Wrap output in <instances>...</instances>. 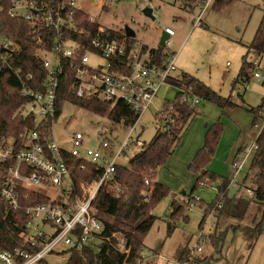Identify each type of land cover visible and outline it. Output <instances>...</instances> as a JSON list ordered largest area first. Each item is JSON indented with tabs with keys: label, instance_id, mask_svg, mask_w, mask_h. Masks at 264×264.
Returning a JSON list of instances; mask_svg holds the SVG:
<instances>
[{
	"label": "built area",
	"instance_id": "built-area-1",
	"mask_svg": "<svg viewBox=\"0 0 264 264\" xmlns=\"http://www.w3.org/2000/svg\"><path fill=\"white\" fill-rule=\"evenodd\" d=\"M85 1H12L9 17L22 19L36 35L34 56L44 70L42 81H38L32 73L25 74L21 69L1 61L4 54L15 52L17 44L13 39L0 35V62L17 79L18 93L24 101L19 113L38 119L35 129L26 130L17 138L0 135V198L10 210L22 211L26 218L14 237V245L8 250L0 248V264H54V257L64 253L58 252V248L80 253L85 247H93L99 241L109 242L110 238H114L120 253L128 254L125 239L120 233H113L110 238L102 236L103 225L92 213L91 206L103 186L115 194L120 193V187L112 182L114 173L117 166L121 165L120 159L125 157L129 149V140L135 132L140 114L148 110L162 87H174L169 81L175 79L171 75L175 71L174 57L164 55L161 64L157 65L153 62L150 50L134 38L127 37L124 30L107 29L93 21L77 6ZM217 1L199 0L201 12L197 22ZM79 13L86 15L85 21L78 17ZM48 33L52 37L49 49L46 48ZM163 33L167 36L165 48L170 46L174 31L165 27ZM247 65L249 78L264 89V59L253 56ZM62 84H67V91L77 99L111 105L120 102L131 110L135 120L126 123L121 118L115 124L120 130L128 131L118 149L114 148L116 138H104L98 149L87 148L83 145V135L80 133L72 137L70 151L56 145L52 127L60 116H56V99ZM175 89L183 96L180 98L181 103L188 104L192 94ZM262 99L264 101V97ZM198 103V98L193 95L192 104L196 106ZM171 109L172 106L168 110ZM158 120L164 127L165 122ZM261 123V126L253 124V136L243 146L241 158L233 160L230 165V187L235 186L238 193L244 191L248 198L252 197V192L241 185L239 175L252 152L257 149L256 139L264 126V117ZM134 140V147L139 152L145 143L138 140L137 136ZM69 158L81 163L90 162L94 167L97 178L88 186L85 199L74 194ZM83 170V166L80 167V171ZM206 185L205 182L199 184L201 187ZM38 188L56 190L69 200L60 196L52 200L40 193ZM31 192L43 195L49 201L24 205L28 201L27 194ZM198 202V197H189L184 204L190 210ZM216 207L221 208V203L218 202ZM36 222L50 227L52 232L39 229ZM196 251L200 252L201 248L197 247ZM140 257L139 263H154V258L160 256L150 253L146 257L142 250ZM60 258L64 259L62 256ZM178 264L188 263L178 261Z\"/></svg>",
	"mask_w": 264,
	"mask_h": 264
},
{
	"label": "rangeland",
	"instance_id": "rangeland-1",
	"mask_svg": "<svg viewBox=\"0 0 264 264\" xmlns=\"http://www.w3.org/2000/svg\"><path fill=\"white\" fill-rule=\"evenodd\" d=\"M213 5L198 22L201 8L191 7L188 0H86L77 5L104 28L120 31L129 27L135 33L134 39L148 50L158 47L165 27L171 28L174 36L170 39V46L163 48L166 57H174L175 71L171 75L175 78L182 73L188 74L219 96L225 99L230 97V101L236 105L225 110L197 96L199 104L194 106L193 95L189 96L188 106L195 114L183 130L172 154L152 178L168 188L169 194L151 211L155 222L143 239V251L146 257L150 253H157L160 257H155L154 263L136 261L135 264H178V261L188 264H264V230L257 236L252 234L259 214L251 212L244 220L209 214L203 220L205 210L217 201L218 183L214 181L193 189L196 175L189 169L203 146L206 130L219 120L223 129L217 146L221 137L222 140L205 170L225 177L234 152L239 153L238 158H241L243 146L253 136L254 118L250 109L260 106L264 97V89L252 79L245 84H234L247 46L261 22L264 0H233L220 9H213ZM145 8L152 10L153 20L143 14ZM252 60L253 55L250 54L246 61ZM182 97L174 87H162L158 97L136 121L129 149L120 159L121 165L127 166L129 159L136 154V136L147 144L159 128L164 130L156 118L158 112ZM263 117L264 113L261 112L254 124L261 126ZM35 121L38 123V119ZM127 132L111 123L106 115L98 116L69 103L62 105L61 114L52 127L54 142L65 151L71 150L72 137L76 133L83 135L82 142L87 148L98 149L104 138H116L114 148L118 149ZM248 165H245L239 179L246 173ZM37 190L52 200L59 196L69 200L66 195L53 189ZM239 193L242 194V190ZM189 197L200 200L190 210L184 204ZM173 204L182 206V209L171 217ZM105 220L112 222L110 218ZM169 224L174 226L170 235ZM36 225L44 232H52L50 227L40 222H36ZM212 237L219 240L217 247L212 245ZM96 247L94 253L98 251ZM197 247L201 248L200 252L196 251ZM57 251L64 252L61 255L64 259L54 257L53 263L67 264L68 254L65 252L68 249L58 248Z\"/></svg>",
	"mask_w": 264,
	"mask_h": 264
},
{
	"label": "trees",
	"instance_id": "trees-1",
	"mask_svg": "<svg viewBox=\"0 0 264 264\" xmlns=\"http://www.w3.org/2000/svg\"><path fill=\"white\" fill-rule=\"evenodd\" d=\"M13 0H0V35L8 39H13L17 47L11 55H3L2 62L9 63L15 69H21L25 74L32 73L38 81L44 79L42 64L34 56L37 48L36 35L31 32L28 24L22 19H12L9 17V10ZM193 6H199V0H188ZM233 0H218L213 9H220L231 3ZM82 21L86 20L85 14H78ZM44 33V32H42ZM46 48L49 49L52 37L48 33ZM131 42L134 39H129ZM153 62L160 65L164 58V49L156 47L150 50ZM252 54L264 59V7L261 22L257 28L255 36L247 46L246 55L242 58L240 71L234 84H245L250 79L247 70V57ZM170 83L178 89H183L194 96H199L203 100L209 101L219 108H235L236 105L230 101V97L223 98L198 79L182 73L180 78L170 79ZM67 84H62L61 91L56 99V116L61 114V107L64 103H69L89 113L103 116L114 125L120 119L126 123L135 120L131 110L122 103L111 105L109 103L95 100H83L73 97L67 91ZM19 83L17 79L0 62V135L2 137L17 138L26 130L35 129L37 123L34 118L22 116L19 113L24 101L18 93ZM181 94V93H180ZM169 111L168 106H164L158 112L157 119L165 122L163 131L159 130L149 143H145L143 148L129 159L127 166L118 165L113 176V184L120 187V193L115 194L106 186L100 188L96 198L92 203V213L103 225L102 236L111 237L113 233H120L126 242L128 254H122L116 247L114 238L109 242L99 241L93 247H85L82 252L76 253L66 251L68 254L67 264H135L140 260V252L144 250L143 239L149 232L155 217L151 211L168 194L169 190L161 183L154 181L158 168L163 166L167 158L172 154L174 147L178 143L183 130L193 118L195 111L188 104H183L179 100L174 103ZM264 110V101L256 108H251L253 123L256 117ZM223 125L217 120L204 136L202 148L198 150L193 158L189 169L194 174H200L195 180V187H199L201 182H217V201L208 206L205 210L204 218L209 214L224 215L238 220L246 219L251 212L259 214V219L255 223L253 236L259 235L264 230V126L257 139V149L252 152L247 160V173L241 185L252 192V197L229 198V188L231 173L227 177H218L214 174L203 172L211 160L216 150V146L222 133ZM72 166V178L74 188L79 198L87 197V188L93 179L97 178L94 167L90 162L77 161L69 158ZM84 168L80 171V167ZM147 180V184H145ZM28 201L24 205L47 203V197L31 192L27 194ZM217 202L221 203V208H217ZM171 217L181 212L182 206L172 205ZM185 208V207H184ZM179 212V213H178ZM110 218L112 222L105 219ZM173 219V218H172ZM202 220V221H203ZM26 218L22 211H12L0 198V248L10 249L14 245V237L19 233ZM174 226H168V235L173 232ZM212 245L217 247L219 240L211 238ZM221 240V239H220ZM97 245V247H96ZM97 253H94V248ZM147 264V263H146ZM149 264V263H148Z\"/></svg>",
	"mask_w": 264,
	"mask_h": 264
},
{
	"label": "water",
	"instance_id": "water-1",
	"mask_svg": "<svg viewBox=\"0 0 264 264\" xmlns=\"http://www.w3.org/2000/svg\"><path fill=\"white\" fill-rule=\"evenodd\" d=\"M143 14L150 18L151 20H153V16H152V10L149 9V8H145L143 9ZM124 32H125V35L129 38H134L135 37V33L132 29H130L129 27H124ZM167 40V36L162 33L160 39H159V42H158V47L160 48H164L165 46V41ZM237 193V188L235 186H231L230 189H229V198L232 199L235 197V194Z\"/></svg>",
	"mask_w": 264,
	"mask_h": 264
},
{
	"label": "crops",
	"instance_id": "crops-1",
	"mask_svg": "<svg viewBox=\"0 0 264 264\" xmlns=\"http://www.w3.org/2000/svg\"><path fill=\"white\" fill-rule=\"evenodd\" d=\"M146 47V46H145ZM180 76H181V74H180ZM180 76H178V77H175V78H180ZM199 104V103H198ZM197 104V105H198ZM227 109H232V108H226L225 110H227ZM221 140H222V137H221V139H220V142H219V145L217 146V150L216 151H218V149H219V146H220V143H221ZM239 152V151H238ZM214 155V154H213ZM237 155V156H236ZM239 157V153L237 154V152H234V156L232 157V159H231V161H233V160H235V159H239L238 158ZM212 158V157H211ZM231 163V162H230ZM247 164V163H246ZM245 164V165H246ZM207 167V166H206ZM205 167V168H206ZM245 167V166H244ZM244 169V168H243ZM203 172H207L205 169L203 170ZM207 173H209V172H207ZM246 173H247V171H246ZM246 173H243V175L241 176V178H240V183L242 182V180H243V178H244V176H245V174ZM210 174V173H209ZM196 175V178H197V176L198 175H200V174H195ZM228 175H230V170H228V173H227V175L225 176V177H227L228 178ZM218 177H221L222 178V176H218ZM224 178V177H223ZM247 189V188H246ZM247 195H245V192L244 191H242V194L240 193H236L235 194V197L238 199V198H244V197H246ZM246 199H248V197H246ZM153 251V250H152Z\"/></svg>",
	"mask_w": 264,
	"mask_h": 264
}]
</instances>
